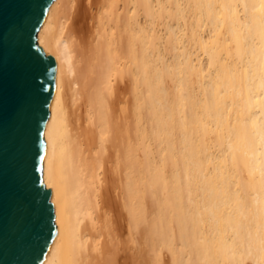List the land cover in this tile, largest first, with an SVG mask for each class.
<instances>
[{
  "label": "bare ground",
  "instance_id": "obj_1",
  "mask_svg": "<svg viewBox=\"0 0 264 264\" xmlns=\"http://www.w3.org/2000/svg\"><path fill=\"white\" fill-rule=\"evenodd\" d=\"M40 264H264V0H53Z\"/></svg>",
  "mask_w": 264,
  "mask_h": 264
},
{
  "label": "water",
  "instance_id": "obj_2",
  "mask_svg": "<svg viewBox=\"0 0 264 264\" xmlns=\"http://www.w3.org/2000/svg\"><path fill=\"white\" fill-rule=\"evenodd\" d=\"M53 0H0V264H40L57 226L43 178L57 60L38 44Z\"/></svg>",
  "mask_w": 264,
  "mask_h": 264
}]
</instances>
